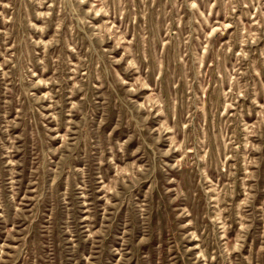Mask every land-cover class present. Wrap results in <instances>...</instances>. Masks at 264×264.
Masks as SVG:
<instances>
[{"label": "rangeland", "instance_id": "obj_1", "mask_svg": "<svg viewBox=\"0 0 264 264\" xmlns=\"http://www.w3.org/2000/svg\"><path fill=\"white\" fill-rule=\"evenodd\" d=\"M0 264H264V0H0Z\"/></svg>", "mask_w": 264, "mask_h": 264}]
</instances>
